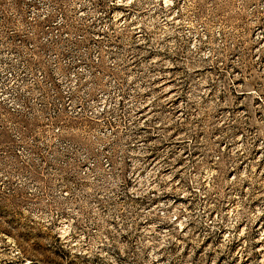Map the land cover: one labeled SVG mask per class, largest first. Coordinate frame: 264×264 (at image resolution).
<instances>
[{"label": "rangeland", "instance_id": "374dc122", "mask_svg": "<svg viewBox=\"0 0 264 264\" xmlns=\"http://www.w3.org/2000/svg\"><path fill=\"white\" fill-rule=\"evenodd\" d=\"M0 264H264V0H0Z\"/></svg>", "mask_w": 264, "mask_h": 264}]
</instances>
